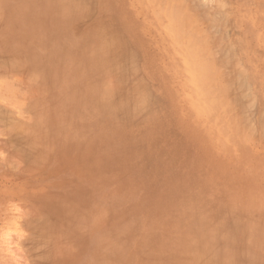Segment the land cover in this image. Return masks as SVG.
<instances>
[{
    "label": "rangeland",
    "instance_id": "rangeland-1",
    "mask_svg": "<svg viewBox=\"0 0 264 264\" xmlns=\"http://www.w3.org/2000/svg\"><path fill=\"white\" fill-rule=\"evenodd\" d=\"M190 1L193 26L216 57L209 65L238 77L219 124L206 113L191 116V92L169 82L162 34L127 0L92 8L78 26L64 13L51 20L43 0H26L28 12L17 14L22 0H0V67L12 70L0 73V264H264V0ZM96 14L102 24L115 19L120 28L123 19L133 28L139 66L129 78L113 67L100 76L82 50ZM35 24L41 40L29 33ZM28 52L33 64L23 68ZM48 62L58 65L56 80L34 76ZM139 84L153 95L155 119L95 99L108 88L131 98ZM246 120L255 131L239 124Z\"/></svg>",
    "mask_w": 264,
    "mask_h": 264
},
{
    "label": "bare ground",
    "instance_id": "bare-ground-1",
    "mask_svg": "<svg viewBox=\"0 0 264 264\" xmlns=\"http://www.w3.org/2000/svg\"><path fill=\"white\" fill-rule=\"evenodd\" d=\"M43 1H45V4L48 5L49 9H51V11H52V13H50L51 20L53 18V15L58 16L60 18L62 16V14L64 13V17L65 18L63 19V21H67V22H72L73 21L72 23H74V21H75L76 23L78 22L79 24L82 23V22H79L80 20H83L84 21V19L86 17L88 18V15L91 12L94 11L92 8H94V7H100V5H101V8L105 10V8L108 7V4L110 2V0H43ZM191 1L193 2V0H191ZM127 2L129 3L130 6H133V8L135 10H138L139 13L142 16L145 17V19L149 22L150 28L152 27V29H156V30H158L162 34V41H163L164 45L166 46V54L169 55V60H168L169 61L168 69L170 71L169 82L171 83V82L177 81L180 84V86H182V88H184V90H187V91L191 92V95L192 96L191 97H188V100H189V103H190L189 104L190 105L189 107H191L192 108L191 110H193V111H190L191 116L192 117H198V118H200L202 113H206L207 116H210V117H207V118H210L209 124H212L213 122H217V124H219L222 120H224V119L226 120V117H225L226 116L225 115L226 114L225 112L227 111L226 108L228 106H230V107H228V109L230 108L227 111V114H228V112L231 110L232 104L229 105V101L226 102L224 100V96L226 98V95H227V93L225 91H228L229 92L231 89H233L232 87H234V89H235L236 83H237V80H238V77L227 76V75L223 74L221 72L222 69L220 68V67H222V65H219V68H218L217 65L215 66L214 63L213 64H214L215 68H212L213 65L212 66L209 65V63L211 61L214 62L216 60V57L214 55V52H212L213 54H210L209 51H208V49H205V48H208L206 46L207 43H206V41L204 39V37H205L204 35L205 34L203 35L204 36L203 37L201 34H199V31L196 30L198 28H195L196 26H193L194 19H193L192 15L190 16V11H189V8L190 7L188 8V6H190V5H188L187 0H127ZM22 3H20L19 10L15 11L14 14H17L18 11H21L23 13H27L28 12L27 6H26V0H22ZM202 3H201V5H202ZM204 7H206V6H204ZM98 10H99V8H98ZM213 12H214V14L217 13V11H214V10H213ZM213 12H211L212 13L211 15L214 17L215 15L213 14ZM102 14H104V13H102ZM223 14L224 13L222 12V15ZM92 15H91V17H92ZM200 15H202V14H200ZM216 15L218 16V13ZM98 16H100V17H98ZM98 16L96 14V16L94 17V20L96 22H94L93 27H91L90 24H87L84 27V35H83V37L80 38V40L81 39L84 40L85 43L86 42L89 43V44H87V46H88L87 49L86 48H82L80 46L79 47L82 48V50H86V53L88 52V53L91 54L90 57H89V60L92 62V66H94L95 68H98L101 71V72H99V75L100 76H104L105 77L106 75H110L111 73L109 72V70H112L113 68H116L120 72L123 71V73H121V74H123V76H121V79L120 80H122L123 77H125V76H126L125 78H127V77L129 78L130 77L129 73L132 72L135 69L136 66H139V64L137 65L138 58H137V55L135 53V48H137V43H136V35H135L134 31H133V28L127 22H124L123 19H120V23H121L120 24V28L116 24H114L115 23V21H114L115 19H112L111 21L109 20L110 22L108 24H106V25L105 24H102V18H104V17H102L101 15H98ZM138 16H140V15H138ZM117 17H119V16H117ZM207 17H209V16H207ZM218 18L223 23V18L222 19L220 17H218ZM218 18L216 17L215 19H218ZM54 19H56V17H54ZM215 19H214V22H212L213 23V26H214V24H216V26H219L220 27V25H222L221 22H220V20L219 19L218 20H215ZM211 20H212V17H211ZM78 23L76 24L77 26H78ZM68 24H70V23H68ZM36 26H38V24H35L34 27H32L29 30V33H31L32 37H35V38L41 40L43 38L42 36L41 37L40 36H36V35H39L38 34V31L39 30L37 31ZM82 26H80V27H82ZM223 29H225V28L223 27ZM72 31H73V29H72ZM225 31H226V29H225ZM225 31H224V33H225ZM214 33H215V31H214ZM219 33H220V31H219ZM60 42H62V40H60ZM224 42H226V41H224ZM229 42L231 43L232 41L229 40ZM205 43H206V45H205ZM226 44H227V42H226ZM215 45H216V43H215ZM229 45L227 46L228 49H229V47L232 44L230 46ZM235 45H236V43H235ZM233 46H234V44H233ZM75 47H77V46H75ZM227 47H226V49H227ZM219 49L221 50V48H219ZM49 50H51V49H49ZM220 50H219V52H220ZM17 52H18L19 55L15 53L16 56H21L22 55L21 52L20 53H19V51H17ZM95 53H97V56H94L95 58L93 59L92 58V55H94ZM15 54H13V55L11 54V56H15ZM30 54L28 52V54L24 55L25 57L23 58L24 59L23 63L19 60V62L22 63L20 65H23L24 64L23 68L25 67L26 64L30 65V67H31V64H33V63L30 64V62H32V61H29V60L32 59V56H34V54L32 53V56H30ZM212 56L215 58V60H213ZM22 57H23V55H22ZM234 57H236V56H234ZM16 58H14V59L16 60ZM7 59H8V57H7ZM15 60H12V61H14L13 66L15 64H17V60H16V62H15ZM45 60L46 61H50V57L43 58V59H39V62H42V61H45ZM2 61H3V59H2ZM225 61H226V59H225ZM19 62H18V64H19ZM230 63L228 62V64H230ZM0 64H1V62H0ZM3 64H4V62H3ZM6 64L7 65H5L4 67L6 69H8L9 68V64L8 63H6ZM210 64H212V63H210ZM231 67L233 68V65L230 66V68ZM237 67H235V70H237ZM15 68H16V66H15ZM230 68H229V70H230ZM238 68H240V67H238ZM0 69L3 70V71L2 70L0 71V73L3 72V75L5 74V72L7 73V71L11 70V69H9V70L6 71L5 69H3L1 67H0ZM35 69L37 70V72L34 73V76H36L37 75L36 73H38V76H40V78H43V77H41V75L44 76L45 74L47 76H49V77H47L45 75L44 78L45 77H47V78H54V80H56V78H57V75H58V65L55 62H53V64H52V62H48L46 66H43L41 64H38L37 65V68H35ZM105 70H107V71L105 72ZM14 71H16V70L14 69L13 72ZM169 71L167 70L165 73L168 74ZM233 71H234V69L232 70V72ZM10 72L12 73V70ZM124 72H126V73L124 74ZM136 72H135V76L137 75ZM39 73L40 74L42 73V74L39 75ZM138 73L140 74V72H138ZM239 74H240V72H239ZM118 75H119V73H118ZM38 76L36 78H38ZM92 76L93 75L91 74L90 77H92ZM237 76H240V75L237 74ZM32 77H33V75H32ZM32 77L30 78L31 80H32ZM40 78H38V79L40 80ZM115 79H117V78L115 77ZM54 80H51V84L52 85H53V83L57 84V81H54ZM32 81H30V82H32ZM90 81H92V79ZM117 81H118V79L116 80V82ZM240 81L243 82V83L246 82V81H242V80H240ZM116 82L114 81V83H116ZM114 83H111V84H114ZM245 84H247V83H245ZM229 85L231 87H229ZM107 86L109 87V85H107ZM245 86L246 85H244V87ZM117 87H119V86H117ZM146 87L143 84H139L138 87H137L136 93H134L133 97H131V98L125 97L124 94H122L123 91H121V90L115 91L112 88L103 89V92H101L100 94H97V96L95 97V99L96 100H99V101L106 102L108 104L110 103L111 105H113L114 108H116L120 112L121 111H125V112L127 111L126 112L127 115H129V114H136L137 116L139 115L138 116L139 119L146 118V117L150 118V116H151L152 119H155L154 116H153L154 114L153 115L150 114L153 111L152 112H149V111L152 110L151 107L148 108L149 107L148 104L149 103H153V99L154 98H153V95H151L147 91ZM240 87H241V84H240ZM8 89H10L9 86H8ZM236 90H237V88H236ZM74 93H76V92H74ZM229 93H231V92H229ZM175 94L176 93H172V97L178 98V94H176V95ZM183 95H184V93H183ZM234 95H236V92H235ZM234 95L232 96V98L234 97ZM81 96L84 97L86 95H81ZM227 99H228V95H227ZM72 101H75V99H73ZM185 101H186V99H185ZM242 101H243V97H242ZM236 104H238V103H236ZM234 105H235V103H234ZM95 106H99V105L96 104ZM97 108H99V107H97ZM236 108H237V105H236ZM236 108L234 109V106H233L232 111L234 112V110H236ZM240 109L241 108H239V109L237 108V110L241 111ZM234 114H235V112L233 113V115ZM261 114H262V112H261ZM231 115H232V112H231ZM231 115H230V117H231ZM242 116L243 115H241V117ZM0 117H1V115H0ZM248 119H250V118H248ZM218 120H221V121H219V123H218ZM244 120H245V118H244ZM258 120H257V123H258ZM230 121H232V120H230ZM247 121L248 120H246V122ZM262 121L264 123V119ZM4 122H5V120H4ZM235 122H236V120H235ZM246 122L245 121L243 123L240 122L239 124H243V128H244L245 127L244 126L245 124L248 125V122L247 123ZM10 123H13V122H10ZM228 123H229V120H228ZM14 124H15V122H14ZM231 124H232V122H231ZM236 124H238V123H236ZM236 124H234V125L232 124L233 127H236L235 126ZM252 124H254V123H252ZM249 125H248V127H249ZM259 125H261V122H260ZM13 126H16V124L13 125ZM206 126L207 127L205 128V130H209L210 129V127H209L210 125H206ZM262 127H261V129H262ZM229 128H230V126H229ZM240 128H241V126H240ZM251 129L254 130V127H251ZM10 130H12L11 127H10ZM246 130L247 129L245 128V131ZM235 131H237V130H235ZM239 131L242 133L243 130L241 131V129H240ZM245 131L243 132L244 135L247 134L248 132L249 133H252L253 132V131L251 132V130H249V131L247 130L248 132L245 133ZM29 133H30L29 135H32V137H33L32 139H34V137L36 136V134L34 133L35 136H33V132L31 134L30 129H29ZM241 133H238L237 132V136L236 137H238V134L240 136ZM249 133L247 135L248 136V140L247 141H249V138H250V134ZM253 134H254V132H253ZM235 135H236V132H235ZM235 135L232 136V137H234L233 140L235 139ZM27 136H28V132H27ZM243 136L241 135L240 136L241 138L239 137L237 139H239V140L241 139L240 141H243L242 143L244 145L245 142H244V140H242V137ZM230 137H231V134H230ZM251 137H252V134H251ZM24 139H25V137H24ZM28 142H29V139H28ZM235 142H237V140ZM9 143L11 144L12 142H9ZM245 147H247V146L245 145ZM222 148H224V147H222ZM13 150H14V148H13ZM13 156H16V155L14 154ZM22 156H23V154H22ZM25 157H27V156L25 155ZM19 159H20V157L17 158V160H19ZM36 162H38V161H36ZM22 166L23 165L21 164V168L22 169L25 168V166L24 167H22ZM27 167L28 166L26 165V168ZM232 177H231V179H232ZM192 179L194 181V178H192ZM209 187H211V186H209ZM217 197H219V196H217ZM212 199H214V198H212ZM80 200H69V201H70V204L78 205L79 206L80 205ZM240 203H242V202H240ZM209 205H207V206H209ZM202 208H205V207H202ZM205 209H204V211H205ZM252 209H255V208H251L250 211ZM226 210H228V209H226ZM242 210H244V209H242ZM238 213H240V212L238 211ZM240 214H242V213H240ZM244 214H242V215H244ZM230 217L232 218V215ZM218 224H220V223H218ZM223 225H224V223H223ZM37 226H38L41 234L48 233V228H47V226L45 225L44 222L40 223ZM240 231H242V229H240ZM217 240L219 241V239H217ZM238 240H239V237H238ZM213 241H214V239H213Z\"/></svg>",
    "mask_w": 264,
    "mask_h": 264
}]
</instances>
